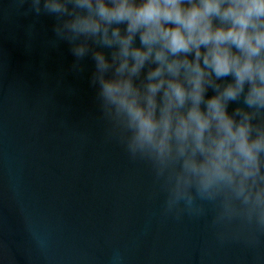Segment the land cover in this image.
<instances>
[{
  "label": "clouds",
  "instance_id": "clouds-1",
  "mask_svg": "<svg viewBox=\"0 0 264 264\" xmlns=\"http://www.w3.org/2000/svg\"><path fill=\"white\" fill-rule=\"evenodd\" d=\"M93 67L98 118L176 219L264 237V0H19ZM27 5V7H25ZM211 92V95H209ZM221 239L224 232H220ZM43 247L44 241L37 238ZM112 264H123L117 251Z\"/></svg>",
  "mask_w": 264,
  "mask_h": 264
},
{
  "label": "water",
  "instance_id": "water-1",
  "mask_svg": "<svg viewBox=\"0 0 264 264\" xmlns=\"http://www.w3.org/2000/svg\"><path fill=\"white\" fill-rule=\"evenodd\" d=\"M23 11L0 0V264H112L117 251L123 264H264V237L213 226L211 208L162 213L150 166L98 118L91 59L74 72L68 45L49 44L53 19Z\"/></svg>",
  "mask_w": 264,
  "mask_h": 264
}]
</instances>
